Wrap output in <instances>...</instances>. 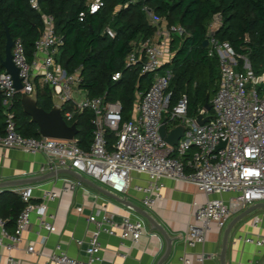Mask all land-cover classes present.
Returning <instances> with one entry per match:
<instances>
[{
	"label": "built area",
	"instance_id": "built-area-1",
	"mask_svg": "<svg viewBox=\"0 0 264 264\" xmlns=\"http://www.w3.org/2000/svg\"><path fill=\"white\" fill-rule=\"evenodd\" d=\"M29 4L40 12L39 0H29ZM102 8L103 0H91V14ZM144 11L157 30L153 37L133 45L125 67L141 65L142 74L153 75V83L147 91L137 93L130 120L124 121L120 102H108L106 96L89 98L81 88L80 70L73 74L67 72L59 61L65 39L57 34L54 18L44 16L45 29L35 44L33 61H29L20 41L15 42L12 50L13 62L22 79V93L34 96L37 84L48 86L54 102L59 103L55 106H61L67 123L73 122L78 113L92 112L94 142L91 150L86 152L78 146L76 139L38 140L21 136L16 129L15 116L8 111L18 93L13 78L4 72L0 75V97L6 108V129L5 135L0 137V148L22 150L33 156L45 155L52 171H74L118 196L134 190L142 194V203L148 210L154 209L162 200L163 179L195 186L208 200L197 210V223L191 224L183 236L185 244L192 248L206 243L213 226L223 229L236 213L264 203V93L259 90L264 86V72L256 74L248 58L239 55L229 43L219 42L216 32L222 27L223 19L220 14L215 15L208 26L206 41L209 42V58L219 59L220 81L211 101L214 114L212 117L206 114L208 122L199 126L197 118L189 117L186 94L171 106L172 74L170 71L160 73V69L173 59V39L189 36V33L183 26L168 25L148 7H144ZM84 18L82 13L81 21ZM105 33L111 38L116 36L110 27ZM121 76L116 73L113 81H119ZM165 119L169 132L179 126L185 129L175 147L169 146L161 136ZM107 131L116 137L112 151L107 148ZM189 154L190 159H186ZM134 174L145 177L144 182L137 183ZM79 187L78 182L66 179L59 191H45L37 203L32 201L31 188L16 192L26 208L17 219L14 233L10 234L0 219V249L5 247L9 252L7 264H18L12 252L31 229L32 215L37 216L42 230L54 233L55 216L47 212L49 202L61 199L63 194L74 193ZM227 194L232 197L225 201L223 196ZM213 196L219 198L212 199ZM87 221L95 226V230L88 241H76L79 247H86L87 260L72 258L57 246L49 257L51 264L101 262L103 235L119 237L124 249H129L128 243L137 244L145 236L146 222L140 217L135 220L123 217L117 222L115 214L104 211L103 214H92ZM261 221L259 217L254 220L256 229L260 228ZM48 237H43L41 244L45 245ZM244 241L257 248L264 247L263 236L246 237ZM30 250L33 251V246ZM199 260L203 262L204 255ZM184 261L190 264L189 260Z\"/></svg>",
	"mask_w": 264,
	"mask_h": 264
},
{
	"label": "trees",
	"instance_id": "trees-1",
	"mask_svg": "<svg viewBox=\"0 0 264 264\" xmlns=\"http://www.w3.org/2000/svg\"><path fill=\"white\" fill-rule=\"evenodd\" d=\"M104 8L90 13L91 0H39L40 12L33 9L29 0H0V58L5 57L6 29L12 39L20 41L30 62L33 61L35 44L44 33V16H52L57 34L65 39L60 63L69 74L80 70L81 88L89 98L106 96L108 102H120L124 121L130 120L137 93L147 91L153 83V75L142 74L141 65L126 68L127 56L133 45L153 37L154 26L144 7L150 8L156 17L168 25L183 26L189 33L175 37L171 44L174 53L171 63L160 69L161 74L170 71L173 94L171 106L186 94L189 98V117L197 118L205 109L209 96L218 91L220 81L219 59L209 58L204 42L213 17L220 14L222 27L216 32L221 43H229L241 56L249 59L256 74L264 70V0H103ZM84 13L83 21L80 15ZM110 27L115 38L105 31ZM67 64V66H66ZM5 72L0 61V75ZM121 73L119 81L113 76ZM37 104L46 112L55 106L52 90L37 84ZM16 94L10 110L15 116L17 132L24 138L41 139L39 127L32 122ZM213 110L207 113L212 117ZM94 114L88 110L78 113L73 122L79 133L78 146L89 152L94 142ZM6 108L0 97V137L5 135ZM107 148L114 150L116 137L106 134ZM193 153V152H192ZM191 153V154H192ZM191 154L186 159H190ZM26 208L22 197L14 192H0V219L5 229L14 233L16 222Z\"/></svg>",
	"mask_w": 264,
	"mask_h": 264
},
{
	"label": "crops",
	"instance_id": "crops-1",
	"mask_svg": "<svg viewBox=\"0 0 264 264\" xmlns=\"http://www.w3.org/2000/svg\"><path fill=\"white\" fill-rule=\"evenodd\" d=\"M134 177L140 184L145 180L138 174ZM66 179L78 182L80 187L74 193L63 194L61 199L49 202L47 212L55 216V232L48 234L42 230L33 214L31 229L12 252L18 264H51L49 257L57 246L70 257L86 261V247H79L76 241L90 239L95 226L87 219L104 211L115 214L117 222L123 217L143 218L145 236L137 244L128 243L129 249H124L119 237L103 235L101 262L96 264H186V259L190 264H264V247L257 248L244 241L246 237H264V203L236 213L223 229L213 226L206 243L191 248L185 244L183 236L191 224L197 223V210L208 200L195 186L163 179L162 200L148 210L142 203V194L134 190L118 196L74 171H52L45 155L33 156L22 150L0 148V192L16 193L31 188L32 201L37 203L45 191H59ZM231 197L227 194L223 199L228 201ZM216 198L219 196L212 197ZM257 217L262 220L259 229L254 227ZM45 236L49 237L43 245L41 239ZM8 255L5 247L0 249V264H7ZM202 255L204 261L200 262Z\"/></svg>",
	"mask_w": 264,
	"mask_h": 264
},
{
	"label": "water",
	"instance_id": "water-1",
	"mask_svg": "<svg viewBox=\"0 0 264 264\" xmlns=\"http://www.w3.org/2000/svg\"><path fill=\"white\" fill-rule=\"evenodd\" d=\"M7 42L5 49V57H1V65L4 68L5 72L9 74L15 84V89L18 94H21L22 99V108L24 112L29 115L32 119V122L37 124L39 127V133L42 138L45 139H53V140H61V141H73L76 139L79 130L76 124L69 125L62 115L61 106H54L51 112H46L42 108H40L37 104V100L35 95L28 96L27 94L22 93L23 84L22 79L20 78V72L15 66L13 62V53L12 50L15 45V41L12 39L9 30L6 29ZM209 45L208 41L204 42V48H207ZM67 66V64H66ZM1 95V91H0ZM59 104L58 102L55 105ZM212 110V106L210 104L209 96L207 98V103L205 105V109L200 113L197 117V124L199 126L205 125L209 118L205 117L208 112ZM167 120H164V124L161 128V136L164 141L171 147H175L181 138L184 135V127L179 126L172 131H168L166 127Z\"/></svg>",
	"mask_w": 264,
	"mask_h": 264
},
{
	"label": "rangeland",
	"instance_id": "rangeland-1",
	"mask_svg": "<svg viewBox=\"0 0 264 264\" xmlns=\"http://www.w3.org/2000/svg\"><path fill=\"white\" fill-rule=\"evenodd\" d=\"M264 72V70H262ZM260 93L263 94L264 93V86L259 87ZM77 99H79L78 96H76Z\"/></svg>",
	"mask_w": 264,
	"mask_h": 264
}]
</instances>
